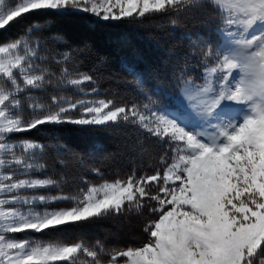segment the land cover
Returning <instances> with one entry per match:
<instances>
[{
  "label": "snow or ice",
  "instance_id": "obj_1",
  "mask_svg": "<svg viewBox=\"0 0 264 264\" xmlns=\"http://www.w3.org/2000/svg\"><path fill=\"white\" fill-rule=\"evenodd\" d=\"M47 21L121 45L163 22L186 45L163 75L117 77ZM14 25L0 39V264H264V0H0V31ZM91 129L133 139L124 162L57 136ZM111 217L137 218L139 237L58 235Z\"/></svg>",
  "mask_w": 264,
  "mask_h": 264
},
{
  "label": "trees",
  "instance_id": "obj_2",
  "mask_svg": "<svg viewBox=\"0 0 264 264\" xmlns=\"http://www.w3.org/2000/svg\"><path fill=\"white\" fill-rule=\"evenodd\" d=\"M31 20V18H29ZM51 24L53 29L64 34V39L72 44L87 42L97 56L105 58V70L117 77L125 76L124 64L130 67L134 64L139 69H155L163 75L168 71L171 60L170 49L180 52L186 45L183 35H166L168 29L160 23V29L145 25L143 29L131 31L129 33L128 44H118L115 41L120 37L119 31H96L86 28L77 21H63ZM157 23V22H153ZM24 25H14L7 32L0 31V39H7L23 29ZM189 31L205 33L210 36V30L200 26L198 23L189 24ZM131 79V77H128ZM107 86V85H105ZM116 87L123 88V84H116ZM166 87V83L162 85ZM123 132L124 130H120ZM70 143L84 145L90 151L104 157L115 156L117 162H124L129 155L128 148L134 144L133 139L126 140L125 137L117 132L106 131L103 129H91L86 131H66L57 133ZM127 146V147H126ZM114 223L126 226L125 231L115 230ZM100 227H107L108 232L100 231ZM141 228L137 218L132 217H111L100 221H94L70 233L58 234L63 238L70 239L76 236H83L87 239H104L113 246H125L139 237ZM113 232L116 236L113 235ZM112 233V234H111ZM47 238V235L46 237Z\"/></svg>",
  "mask_w": 264,
  "mask_h": 264
},
{
  "label": "rangeland",
  "instance_id": "obj_3",
  "mask_svg": "<svg viewBox=\"0 0 264 264\" xmlns=\"http://www.w3.org/2000/svg\"><path fill=\"white\" fill-rule=\"evenodd\" d=\"M114 226L116 228L115 230H117L119 232L124 231V230L126 231L128 229L126 226L124 227V226L118 225V223H114ZM100 231L108 232V228L107 227H103V228L100 227ZM29 235H32V234L29 233ZM113 235L116 236V234L114 232H113ZM17 236H18V238H23V234H17Z\"/></svg>",
  "mask_w": 264,
  "mask_h": 264
}]
</instances>
